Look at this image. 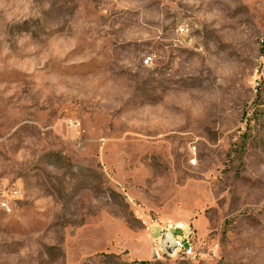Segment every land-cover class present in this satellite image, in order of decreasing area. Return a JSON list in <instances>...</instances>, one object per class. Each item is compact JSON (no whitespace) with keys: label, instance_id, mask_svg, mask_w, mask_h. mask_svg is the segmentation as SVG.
Instances as JSON below:
<instances>
[{"label":"rangeland","instance_id":"rangeland-1","mask_svg":"<svg viewBox=\"0 0 264 264\" xmlns=\"http://www.w3.org/2000/svg\"><path fill=\"white\" fill-rule=\"evenodd\" d=\"M263 43L264 0H0V264H264Z\"/></svg>","mask_w":264,"mask_h":264},{"label":"built area","instance_id":"built-area-1","mask_svg":"<svg viewBox=\"0 0 264 264\" xmlns=\"http://www.w3.org/2000/svg\"><path fill=\"white\" fill-rule=\"evenodd\" d=\"M181 30H184V28L182 27ZM145 63L146 64L151 63V57L146 58ZM4 206L7 207L5 204ZM167 234H171L174 238V241L177 244V248L172 255L181 254L185 257H190V258H194L196 256L193 237L191 235V232H186V226L184 224H182L181 222H177V223L168 222L162 226L161 240L163 241L162 247L165 253L166 251L164 249L163 244Z\"/></svg>","mask_w":264,"mask_h":264},{"label":"water","instance_id":"water-1","mask_svg":"<svg viewBox=\"0 0 264 264\" xmlns=\"http://www.w3.org/2000/svg\"><path fill=\"white\" fill-rule=\"evenodd\" d=\"M163 245L166 253L169 255H172L177 248V244L171 234L166 235V239Z\"/></svg>","mask_w":264,"mask_h":264},{"label":"trees","instance_id":"trees-1","mask_svg":"<svg viewBox=\"0 0 264 264\" xmlns=\"http://www.w3.org/2000/svg\"><path fill=\"white\" fill-rule=\"evenodd\" d=\"M263 53H264V43H263ZM143 263H145V264H146V262H143Z\"/></svg>","mask_w":264,"mask_h":264},{"label":"crops","instance_id":"crops-1","mask_svg":"<svg viewBox=\"0 0 264 264\" xmlns=\"http://www.w3.org/2000/svg\"><path fill=\"white\" fill-rule=\"evenodd\" d=\"M162 227L160 226V229H161Z\"/></svg>","mask_w":264,"mask_h":264}]
</instances>
